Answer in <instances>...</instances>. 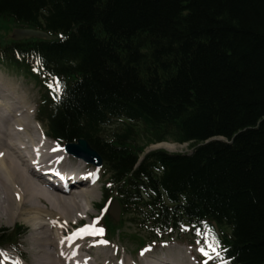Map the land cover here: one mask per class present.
I'll list each match as a JSON object with an SVG mask.
<instances>
[{"label": "trees", "instance_id": "1", "mask_svg": "<svg viewBox=\"0 0 264 264\" xmlns=\"http://www.w3.org/2000/svg\"><path fill=\"white\" fill-rule=\"evenodd\" d=\"M25 28L51 39L10 38ZM0 64L40 88L52 140L101 158L108 237L211 234L213 262L264 264V0H0ZM163 142L191 153L146 152ZM24 233L0 229V248Z\"/></svg>", "mask_w": 264, "mask_h": 264}, {"label": "bare ground", "instance_id": "2", "mask_svg": "<svg viewBox=\"0 0 264 264\" xmlns=\"http://www.w3.org/2000/svg\"><path fill=\"white\" fill-rule=\"evenodd\" d=\"M5 89L1 91L3 94H0V182H2L0 187V193L2 194L0 195V218L4 217L5 222H0L5 224L16 218H23L32 227L33 235H36L33 245L30 246L34 264H99L104 259L99 251L104 250L99 249L97 251L99 258L93 262L90 256L93 246L81 248L78 241L82 240L81 243H85L87 239L83 236L77 238V234H75V225L79 224L83 219L82 217L89 213L88 206L95 199V190L97 189L93 175L89 174L81 184L61 186L59 184L44 183L34 173V170L40 165L60 167L68 163L73 166L74 172L86 169L89 165L82 159H74L53 142L51 143L58 148V152L55 158L49 156L44 148L46 142L50 143V141L40 130L41 128L35 126L40 131L37 136L28 133L30 124L26 121L27 117L23 116L29 113V107L25 105L24 101L19 105V101L14 98L9 96L11 100L7 99L8 91ZM21 109L25 113L19 115ZM25 139L28 140L25 141ZM53 146L50 150H56ZM69 156V161H67L66 159ZM84 184L85 186L88 184L85 189L80 187ZM73 187L79 190H71ZM42 202H45L44 206L47 207L42 209L37 206V203L40 206ZM24 213L26 214L25 217L22 216ZM74 217L79 218H76V222L73 221L70 226H67V220ZM60 219H63L65 223H58ZM42 221H48L49 224H44ZM65 227L69 233H67V236L72 237L71 239H66ZM54 228H60V231L53 235L47 234ZM59 235L61 238L65 235L68 246L66 251V246L59 242ZM54 250L55 252L52 253ZM60 252H63V254L58 256ZM174 253L178 254L179 252ZM104 254L106 255V253ZM168 256L179 257V255L168 253L162 255L158 261H151L150 258L140 262L141 264H154L156 262L157 264H160V262L162 264H175ZM182 256L176 259L177 263H187ZM110 258L114 262V258ZM164 260L165 262H163ZM24 261L25 264H28L27 258ZM129 263L128 261H122L120 264Z\"/></svg>", "mask_w": 264, "mask_h": 264}, {"label": "rangeland", "instance_id": "3", "mask_svg": "<svg viewBox=\"0 0 264 264\" xmlns=\"http://www.w3.org/2000/svg\"><path fill=\"white\" fill-rule=\"evenodd\" d=\"M0 87H1L0 94H3V92L1 93V91H4V89L7 88V89H5L8 91L7 92V96H8L7 99H9V96H10V97L14 98L15 100L19 101V105H21L22 101H24L25 105L27 107H29V109H30L28 111L29 113H27L23 116V117H27L26 121H28L30 124V128L28 130V133H33V135L35 134L37 136L38 132H40V131L38 130L39 128H36V127H40L41 128L40 130H42L43 133L46 134L47 133L46 128L42 125H39L35 120V112H36V106H37L38 99H39V91H38V87L35 86L34 82L31 81L30 79L26 78L22 73H20L16 70L6 69L5 67L0 65ZM9 100H11V99H9ZM30 112H31V114H30ZM24 113H25V111L23 109H21L19 112V115H22ZM30 117L32 120L31 122H30ZM120 126H121V124H119V123L115 124L114 126H112L109 129V131L116 129L117 127H120ZM107 131H108V129H107ZM26 140H28V139H25V141ZM50 143L46 142L44 150H45V152H47L49 154V156H52V158H55L56 154L58 152V150H57L58 148L53 146L52 143L51 144ZM52 146L54 148H56V150H50ZM162 148L167 150V151H170L171 154H173V152H176V151L179 152L181 150L176 145L173 146V144H171V143H163V144H159V145L149 147L148 151L153 150V149H162ZM69 158H70V156L66 160L69 161ZM59 165H61V164H59ZM87 168L93 169V171L95 172V177L97 178V182H96V189L97 190H95L96 191L95 192V199H93L91 201L90 205L88 206V212L89 213H87L86 215H84L82 217L83 219L79 222L78 225L91 224V219L93 220V219L101 217V214L98 212V207L101 204V188L103 186V183H104L106 176H104V172L102 169L98 170L97 168H94L91 166L86 167V169ZM87 171H89V170H87ZM1 185H2V182H0V187H1ZM86 186H88V184ZM86 186L84 184V185H81L80 187L85 189ZM71 190L77 191L79 189L76 187H73V188H71ZM0 195H2V194L0 193ZM44 203L45 202L40 203L41 204L40 206L37 203V206L43 209V207H47L46 205L44 206ZM49 209H47V210L49 212H52ZM22 216L25 217L26 214L24 213ZM76 218H79V217H74V218L67 220V226H70V223H72L73 221L76 222ZM0 221L5 222L4 217H1ZM1 222H0V229H10L11 230V229H13V227L15 225H20L26 230V235L23 236L20 240V244H19L20 245V247H19L20 251H19V253L21 255L15 254L13 251H11L8 248H3L0 250V258H5L7 261H9V264H22V263L25 264L24 260H26V258H27L28 264H34L33 263L34 257L31 253L30 246H31V244L33 245V243L36 239V235H33L34 231L32 230V227L28 223H26L23 218H16L15 220H10L5 224L1 223ZM42 223L49 224L48 221H42ZM58 223L63 224L65 222L63 219H60V220H58ZM65 229H66V227H65ZM57 231H60V228L51 229L49 232H47V234H50V235L57 234L56 233ZM67 233H68V231L66 229V232H65L66 236H67ZM134 236L146 239V234L144 232L139 231L132 224L126 222L125 226L121 229V231L118 233V235H116L115 237L110 239V241H107L106 244H100L99 245L100 249L104 250V251H99V254H101L104 258L101 262H99V264H114V263L120 264L122 261L123 262L128 261V263L130 262L129 264H135V263L141 264V262H144L145 260H147V259H143L142 254L136 253L137 252V244L135 242V239H137V238H132ZM30 237H31V240H30ZM76 237L81 238L78 236H76ZM71 238L72 237H69V236L66 237V239H71ZM83 238H86V237L83 236ZM66 239H65V235L62 238H61V236L59 237L60 244L66 246L65 251L68 248ZM87 241H88V239H87ZM89 243H91V242H89ZM89 243H86L84 245H81V244H79V245L81 246V248H89V246H90ZM191 244L192 243L190 242V238H187L186 236H183L181 238H172V239L167 238V239H164L162 241V243H158L156 245H151L150 246L151 251H152L151 253H146L147 251L143 252V253L144 254L146 253L145 255H148V256L151 254L152 255L156 254L155 256H153V258H151V259L149 258L151 261H158L161 259L160 256L169 253V254H174L176 256L179 255V257L168 256V258L169 259L171 258L172 262H175V264H178V263L179 264H189V262H190V264H205V260H204L202 253L200 252V249L198 247L195 248L194 245H191ZM178 249H181L182 252L179 251ZM97 251L98 250H92V254H90L91 258L93 259V262L97 258H99L97 256V254H98ZM148 251H150V250H148ZM54 252H55V250L52 251V253H54ZM63 252H60L58 254V256L63 254ZM160 252H162V253H160ZM174 252H176V253L179 252V253L175 254ZM104 253H106V255ZM181 253H184L185 256H182V257H184V259L187 261V263H180V262L177 263L176 259L180 258V256L182 255ZM22 257H24V258L22 259ZM110 257L114 258V262ZM163 262H165V260ZM154 264H157V262ZM160 264H162V263L160 262Z\"/></svg>", "mask_w": 264, "mask_h": 264}, {"label": "water", "instance_id": "4", "mask_svg": "<svg viewBox=\"0 0 264 264\" xmlns=\"http://www.w3.org/2000/svg\"><path fill=\"white\" fill-rule=\"evenodd\" d=\"M11 38L15 41L24 40L27 38L35 39H50V37L40 31H34L30 29H16L12 32ZM66 151L75 155L78 158H83L87 163L96 167L101 165V159L95 151H93L84 140H79L77 144H69L66 146ZM119 208L116 202L113 203L110 208V215L118 221Z\"/></svg>", "mask_w": 264, "mask_h": 264}, {"label": "snow or ice", "instance_id": "5", "mask_svg": "<svg viewBox=\"0 0 264 264\" xmlns=\"http://www.w3.org/2000/svg\"><path fill=\"white\" fill-rule=\"evenodd\" d=\"M49 87L56 91L57 98H58L60 91L62 90V86L60 85L59 81H56L55 84L53 85H49ZM90 227L91 226H85V228H82L79 231L81 233L88 232ZM217 246H218V241L213 235L209 234V236L206 238V249L207 250H205V248H201L200 251L202 252L204 256L209 257V258H211L213 254H215L216 257H219ZM205 264H207L206 261H205Z\"/></svg>", "mask_w": 264, "mask_h": 264}]
</instances>
